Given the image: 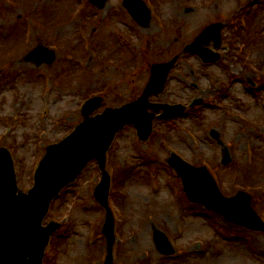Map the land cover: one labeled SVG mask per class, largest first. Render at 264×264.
Segmentation results:
<instances>
[{"label":"rangeland","instance_id":"1","mask_svg":"<svg viewBox=\"0 0 264 264\" xmlns=\"http://www.w3.org/2000/svg\"><path fill=\"white\" fill-rule=\"evenodd\" d=\"M7 1L0 0V143L11 150L25 192L34 186L46 147L74 131L90 96L105 99L98 113L136 99L154 63L183 53L208 24H225L223 60L205 64L183 53L165 92L151 98L189 105L201 97L207 105L156 122L146 142L127 127L109 151L111 193L118 192V204L111 203L117 221L115 262L264 264V233L230 226L191 203L167 163L175 152L195 166L206 165L225 195L253 194V206L264 218V0H152L148 27L132 20L123 0H109L103 9L90 0ZM245 41L252 49L243 47ZM226 43H237L238 49L229 50ZM39 44L57 50L51 66L24 62ZM253 66L260 68L258 74ZM250 80L259 83L253 87ZM212 129L224 145L211 136ZM226 146L233 157L229 165L222 163ZM101 178L94 161L53 202L44 223L61 227L44 264H104L106 211L94 197ZM156 230L168 234L177 249L174 256L159 252Z\"/></svg>","mask_w":264,"mask_h":264},{"label":"water","instance_id":"2","mask_svg":"<svg viewBox=\"0 0 264 264\" xmlns=\"http://www.w3.org/2000/svg\"><path fill=\"white\" fill-rule=\"evenodd\" d=\"M107 1L92 0L99 8H103ZM125 5L143 26L149 25L151 11L143 0H125ZM222 28L221 23L209 26L186 47L185 52L197 53L205 62H216L220 56L205 48V45L214 40L216 47H219ZM55 57L54 52L47 54L44 47H39L26 60H35L38 64L44 61L53 63ZM178 59L179 56L168 63L154 65L151 81L142 97L121 108H107L103 114L92 117L103 104V99L96 97L89 100L83 108L84 122L61 143L48 147L36 173V184L28 194L18 189L10 152L5 148L0 149V264L43 263L50 237L58 228L54 223L43 226L51 202L94 159L98 160L103 170V179L95 196L107 209L104 234L108 241V257L105 264H115V222L109 206L111 177L106 171L107 152L117 133L127 124L136 125L140 138L147 140L153 131L156 112L164 110L158 117L160 120L185 113L187 108L183 105L152 104L149 101L153 93L164 91L168 75ZM198 103L201 101H195L192 106ZM149 109L154 112L150 113ZM212 135L220 141L216 130L212 131ZM220 143L223 144L222 141ZM168 161L183 179L184 189L193 202L219 213L230 222L264 232V221L254 210L249 193L240 191L233 197H226L207 167H195L176 154ZM231 161L226 149L223 163L229 164ZM154 239L161 253H175L173 244L164 232L157 230Z\"/></svg>","mask_w":264,"mask_h":264}]
</instances>
